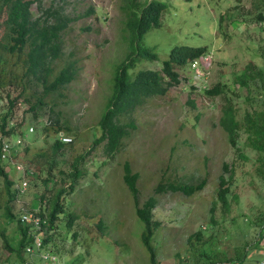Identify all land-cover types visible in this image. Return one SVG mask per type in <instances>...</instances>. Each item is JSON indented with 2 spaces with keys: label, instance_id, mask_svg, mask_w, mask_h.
Listing matches in <instances>:
<instances>
[{
  "label": "rangeland",
  "instance_id": "1",
  "mask_svg": "<svg viewBox=\"0 0 264 264\" xmlns=\"http://www.w3.org/2000/svg\"><path fill=\"white\" fill-rule=\"evenodd\" d=\"M165 1L168 7L161 26L150 29L140 41L158 57L143 58L136 72L142 68L161 70L171 49L184 44H209L211 56L204 60L208 69L190 71L188 64L178 67L182 80L179 85L171 86L164 95L148 98L132 113L120 115L123 124L130 125L131 134L124 138L119 151L108 154L106 141L96 143L98 121L113 93L118 66L134 51L131 38L136 31L123 29L122 0H42L44 9L51 5L63 7L76 19L62 32L65 62L74 63L77 73L66 88L51 91L38 118L30 110L38 97L28 94L17 100L9 120H25L35 128L28 140L29 151L21 154V160L33 165L39 175L33 177L24 201L40 200L50 174L61 185L71 181L68 178L74 171L81 174L76 191L64 196V212L52 232L55 250L72 264H151L150 253L141 240L145 225L123 177L126 161L139 174V205L151 196L158 200L153 220L161 224L152 241L158 264H211L201 254L205 250L214 253L212 259L230 258L233 264L238 263V256L242 264H257L261 257L256 253L263 247L264 161L260 152L249 146L243 128L234 145L221 125L222 109L227 103L235 107L241 125L248 111L262 108L253 94L239 86L236 75L250 62L264 67V22L246 23L242 15L231 16L235 9L255 12L258 0ZM39 4L34 0L33 11L40 17ZM90 7H95L96 12L85 14ZM224 13L229 16L221 25ZM16 58L15 53H9V64ZM52 68L50 79L54 80L59 68L57 60ZM202 79L209 88L220 83L225 92L211 96L192 87ZM8 91L12 97L19 93L15 87ZM41 94L42 84L38 95ZM3 97L0 107L5 108L0 115L9 109V99ZM26 97L30 102L25 101ZM52 112L57 113L63 127L73 129L63 134L71 142L54 156L51 146L58 134L44 133ZM1 123L0 118V127ZM224 163L235 169L226 205L217 196L220 175L228 180L231 175L224 172ZM169 177L184 183L206 179V185L193 195L172 190L157 192L158 184L168 183ZM58 187L55 185V189ZM9 207L12 202L4 177L0 176V264H17L21 259V231L16 220L9 218ZM17 209L14 206V213ZM71 212L81 216L68 227ZM101 220L105 223L104 233L99 228Z\"/></svg>",
  "mask_w": 264,
  "mask_h": 264
},
{
  "label": "trees",
  "instance_id": "2",
  "mask_svg": "<svg viewBox=\"0 0 264 264\" xmlns=\"http://www.w3.org/2000/svg\"><path fill=\"white\" fill-rule=\"evenodd\" d=\"M32 4V0H0V98L3 97L2 93L6 92L10 87H15L19 91L14 97H12L13 94L10 91L6 92L5 97H3L9 99L8 111L0 115L2 120L0 129L4 134L15 133V128L7 130L6 127L8 120L12 116L10 111L14 108L17 100L24 95H36L38 101L31 104L30 110L34 113V117L38 118L39 110L46 104V99L51 94V91H60L66 88L77 73V67L72 62H65L66 57L63 52L64 41L61 32L71 19L63 11L52 8H46L45 14L47 18L44 13L40 17L35 16L32 11ZM121 9L123 11L121 24L124 25V28H122L126 29V27H129L135 30L136 34L131 38L134 51L118 66L114 76L113 94L108 98L105 114L101 121L98 122L100 132L96 143L106 141L105 149L108 154L119 151L124 138L131 134L128 128L130 125L123 124L120 115L132 113L138 106L145 104L148 98L155 95H164L171 86L179 85L182 80L177 70L178 67L184 68L187 64L189 67L191 61L201 56H211L209 44L204 46L176 45L171 49L169 58L164 60L161 70L145 68L140 69L138 72H132L131 69L135 67L137 62L136 55L150 60L157 59V53L148 47H140L139 44L146 32L161 26V18L167 10V3L162 0H145L144 2L122 0ZM254 9L255 12L253 10L252 12H242L235 9L231 16L242 15L246 23L261 24L264 22V0H258L254 5ZM94 11V8H90L86 14H91ZM48 16L53 17V20H51V17L48 18ZM228 16L227 13L221 14V25ZM9 53L17 55L12 65L8 62ZM54 60H57L59 68L55 79L51 80L50 74L53 70L52 63ZM236 79L239 86L246 88L248 94H253L254 98L259 100L262 108L248 111L244 116V124L241 125V121L237 118L235 107L231 103H227L222 109V128L234 145H237V135L239 130L243 128L248 135L249 146L253 150L260 152L264 161V67H259L257 64L250 62L241 73L236 75ZM40 84H42V94L38 95ZM205 92L211 96H216L225 92V86L219 83L212 88L206 89ZM25 101L30 102V99L26 97ZM4 108L0 107V111ZM49 117L44 133L54 132L58 134L60 130L64 129L67 132L73 131L69 126L63 127L56 112H52ZM23 124L24 122L17 126L21 127ZM64 146L65 143L57 137L51 146L52 155H56ZM28 151L29 148H27ZM2 154L0 152L1 156ZM223 168L224 172L229 171L231 175L229 180L226 179L224 174L220 175V188L217 196L226 205L229 184L234 177L235 169L228 163H224ZM80 175L78 170L71 173V177L68 178L71 181H67L66 187L64 184H57L55 176L51 174L45 180L46 190L40 195V201L44 207L40 210V213L50 216L52 224L50 229L54 230L57 227L55 221L61 219V214L64 212L63 201L66 199L64 196L76 191ZM0 176L4 177L9 200L12 202V182L1 160ZM138 178L139 174L133 172L130 162L126 161L124 164V181L135 196L138 204L136 208L137 215L145 225L141 233V240L143 246L150 253L151 264H158L156 250L152 245L156 230L161 224L160 221L153 220V209L156 207L158 200L156 197L151 196L141 206L139 205ZM65 181L66 179L63 178L62 182L64 183ZM48 185H51V187H47ZM55 185H60V187L55 189ZM205 185L206 179H202L197 183H184L178 178L172 179L169 177L168 183H159L156 190L157 192L181 191L186 195H193L203 190ZM44 200L46 201L44 202ZM8 216L15 219L12 207L8 208ZM79 216H81L80 213L71 212L67 216L68 227H72ZM99 228L103 233L105 232L103 220L99 222ZM23 232L21 233L23 234ZM74 235L77 236V232H74ZM26 242L27 239L22 236L18 249L20 258H22ZM46 242L51 243V246L55 249L54 233L49 234ZM201 254L207 257L208 262L211 264L230 261V258L215 257L212 259L214 253L211 250H205ZM237 262H242L240 256H238Z\"/></svg>",
  "mask_w": 264,
  "mask_h": 264
},
{
  "label": "clouds",
  "instance_id": "3",
  "mask_svg": "<svg viewBox=\"0 0 264 264\" xmlns=\"http://www.w3.org/2000/svg\"><path fill=\"white\" fill-rule=\"evenodd\" d=\"M32 1L34 3V0H32ZM144 1H142V2H144ZM148 1H151V0H148ZM162 1L166 2L167 3V7H168V2L165 1V0H162ZM39 2H40L39 7L41 9V14L42 13L45 14V12L47 11L46 7H45V9L42 7V0H39ZM51 8L63 11L71 19L69 21V23H72V22H74L76 20L75 18L69 16L64 11L63 7H56L54 5H51L50 7H47V9H51ZM90 8H92V9L94 8L95 9V7H90ZM32 11H33V4H32ZM95 12H96V9H95L94 12L91 13V15L94 14ZM33 13H34V11H33ZM35 16H37V15H35ZM45 16L47 18L46 14H45ZM48 17L50 18L51 16H48ZM51 20H53V17H51ZM61 33L63 34V32H61ZM139 46L141 47L140 44H139ZM136 57H137V62H136L135 67L131 69L132 72H136L138 64L143 60V57H140L138 55H136ZM206 58H210V56H201L200 58H197V59L191 61L190 62L191 64L189 63V70L190 71H197V70H199L202 67H204L205 69H208L204 65V60ZM144 59H148V58H144ZM142 69H145V68H142ZM147 69H152V68H147ZM154 70H156V69H154ZM189 79L191 80L190 76H189ZM204 84H205V80L202 79L201 83H198V84L192 83V87L198 88L201 91L202 90L205 91L206 89H209V86H205ZM113 86H114V78H113ZM210 88H212V87H210ZM104 114H105V112H104ZM104 114L102 115V117L104 116ZM102 117L99 119L98 122L101 121ZM23 122H24V124L21 125V127L17 126V125H20ZM46 123H48V121H46ZM98 126H99V124H98ZM6 128H7V130H9L11 128H15L16 130H15V133H13V134H11V133L4 134V133H2V131L0 129V133H1L0 134V152H2V150H1L2 149V142L4 140H7V141H9L11 143H14V144L17 143V141L19 139L21 140V142L19 144L17 143L18 151L16 152V154L13 156V158L11 160L3 158L0 155L1 163L4 166V169L6 171H8L9 177H10L11 182H12V187H11L12 192H13L12 210H13L14 206L18 207V209H17V211L15 213L13 211L14 216H15V220H16V222L18 223V225L20 227V231L21 232L24 231L23 234L21 233V238L23 236L24 238L27 239L26 245H25V247L23 249V252H22L23 257L20 259V261H18L17 264H22L25 261H27L29 264H36L35 263L36 261L38 262V264H50V262L48 260H46L43 257L39 256V253L41 251H43V253H49L51 255H55L59 259V262L56 263V264H72L69 260L66 259V257L64 255H62L60 252L55 251V249H53V247L51 246V243H47L46 242V238L49 236V234H51L53 232V229H50V227L52 225L51 221H50V216L47 215V214H44V213L43 214L40 213V210L43 209V207H44L43 203L40 200L38 202H36V203H33L31 201L28 202V201H24L23 200V198L28 194V192L30 190L31 182H32L33 177H35L36 175H39V172L36 171V169L34 168L33 165H31L30 163H27V162L24 163L21 160V154L24 151L26 152L27 148H29L28 140H29L30 136L33 135V132L35 131V128H34V126L32 124H27L25 120L21 121L20 123H13L12 120H8V124H7ZM99 132H100V130H98V134H99ZM66 133H68V132L64 131V130H60V132L58 133V138L63 143H65V145L67 143H70L71 140H72L71 138H67V137L63 136V134H66ZM60 134H61L62 137H60ZM17 165H21L23 167V169L19 170L17 168ZM123 177H124V175H123ZM79 180H80V178H79ZM23 181H27V184H28L27 185V189H26V191L23 194L19 195V192L17 191L16 185L21 184ZM55 181L57 182V180H55ZM66 186H67V184H65V187ZM137 186H138V181H137ZM45 201L46 200H44V202ZM39 206H40L39 210L36 211V209ZM22 207H25L26 209H28V211H30V212H32V213H34V214H36V215L41 217V220H40L41 229L40 230L37 229V225L35 223H34V228H33V225L31 223H24L23 222L24 219H23V209H22ZM24 233H25V235H24ZM35 235L36 236H39V235L42 236L43 247L41 248V250L35 249L34 253L31 254V253L28 252L27 249H28L29 246H33L34 245L33 238L35 237ZM262 242H263V247H260L259 252L256 253L257 255L258 254L261 255L260 259L257 261V264H263V262H264V236L262 237ZM217 264H233V263L231 261L230 262L227 261V262H223V263L217 262ZM237 264H242V263L238 262Z\"/></svg>",
  "mask_w": 264,
  "mask_h": 264
},
{
  "label": "built area",
  "instance_id": "4",
  "mask_svg": "<svg viewBox=\"0 0 264 264\" xmlns=\"http://www.w3.org/2000/svg\"><path fill=\"white\" fill-rule=\"evenodd\" d=\"M21 142V140L19 139L17 141V143L19 144ZM17 143H11L7 140H4L2 142V157L6 158V159H12L13 156L16 154V152L18 151V147H17ZM17 168L19 170H22L23 167L21 165H17ZM27 181H23L21 184L16 185L17 191L19 192V195L23 194L26 189H27ZM40 208V206L36 209V211H38ZM23 209V222L24 223H31L33 225L34 228V223L37 225V229H41V224H40V220L41 217L28 211V209H26L25 207H22ZM33 246H29L28 247V252L33 254L35 249L37 250H41V248L43 247V239L42 236H36L33 238ZM40 257H43L44 259L48 260L50 262V264H56L59 262V259L55 256V255H51L49 253H43V251H41L39 253ZM22 264H29L27 261L23 262ZM264 264V262H263Z\"/></svg>",
  "mask_w": 264,
  "mask_h": 264
}]
</instances>
